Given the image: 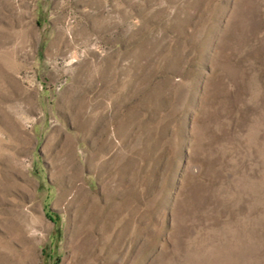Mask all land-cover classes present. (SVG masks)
Listing matches in <instances>:
<instances>
[{
    "label": "rangeland",
    "instance_id": "1",
    "mask_svg": "<svg viewBox=\"0 0 264 264\" xmlns=\"http://www.w3.org/2000/svg\"><path fill=\"white\" fill-rule=\"evenodd\" d=\"M0 264H264V0H0Z\"/></svg>",
    "mask_w": 264,
    "mask_h": 264
}]
</instances>
